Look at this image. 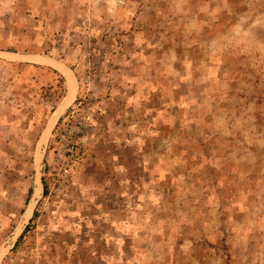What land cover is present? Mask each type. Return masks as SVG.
<instances>
[{"label": "rangeland", "instance_id": "rangeland-1", "mask_svg": "<svg viewBox=\"0 0 264 264\" xmlns=\"http://www.w3.org/2000/svg\"><path fill=\"white\" fill-rule=\"evenodd\" d=\"M0 264H264V0H0Z\"/></svg>", "mask_w": 264, "mask_h": 264}, {"label": "trees", "instance_id": "trees-1", "mask_svg": "<svg viewBox=\"0 0 264 264\" xmlns=\"http://www.w3.org/2000/svg\"><path fill=\"white\" fill-rule=\"evenodd\" d=\"M47 185H46V183H45V181H44V191H45V193L47 192ZM29 228V226H27V228L25 229V231L21 234V236H20V238H19V240H18V242L24 237V235H25V233H26V230Z\"/></svg>", "mask_w": 264, "mask_h": 264}]
</instances>
